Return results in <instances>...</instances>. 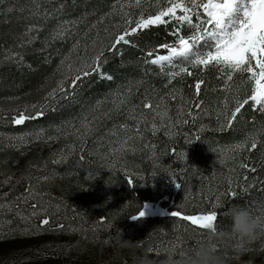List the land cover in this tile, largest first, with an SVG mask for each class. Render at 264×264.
I'll list each match as a JSON object with an SVG mask.
<instances>
[{
    "label": "trees",
    "instance_id": "obj_1",
    "mask_svg": "<svg viewBox=\"0 0 264 264\" xmlns=\"http://www.w3.org/2000/svg\"><path fill=\"white\" fill-rule=\"evenodd\" d=\"M113 3L0 4V264H131L134 252L148 249L156 259L162 248L188 249L208 238L205 229L171 216L172 211L200 215L215 204L216 225L224 231L230 226L225 212L233 204L264 220V112L249 100L231 127L221 129L225 116L217 113L224 111L226 93L217 68L189 67L191 76L169 83L165 73L178 68L165 66L162 73L159 65L146 62L167 54L157 46L176 40L175 21L139 31L118 51L106 50L99 71L70 87L78 56H94L122 30L121 17L107 15ZM62 22L63 38H53ZM189 32L186 26L181 30ZM93 40L100 43L93 47ZM62 80L65 91L50 96ZM199 80L204 83L197 97ZM234 81L241 85L237 99L251 95L254 82L244 85L239 75ZM227 96L230 115L236 100L232 93ZM200 102L202 107H195ZM165 108L171 121L156 115ZM41 109L43 115L37 116ZM21 113L36 118L17 125L13 121ZM141 114L146 119L138 123ZM85 122L92 129L86 136ZM153 123L158 131H152ZM253 138L256 149H251ZM245 141L244 150H231ZM242 163L248 167L241 168ZM144 205L156 213L131 219ZM120 232L136 247H121ZM215 243L237 255L236 238ZM243 247L246 251L231 264H264V235Z\"/></svg>",
    "mask_w": 264,
    "mask_h": 264
},
{
    "label": "snow or ice",
    "instance_id": "obj_2",
    "mask_svg": "<svg viewBox=\"0 0 264 264\" xmlns=\"http://www.w3.org/2000/svg\"><path fill=\"white\" fill-rule=\"evenodd\" d=\"M3 3L4 0H0V4ZM143 4L155 8V12L148 11V7H142ZM125 8L139 9V12L125 11ZM115 14H118L124 22L122 30L111 36L109 38L111 42L104 45L94 56L87 57V59L78 56L77 63L79 66L74 69L75 74L71 78L70 87L72 89L78 87V81L82 82L83 78L99 71L101 63L106 62L104 56L106 50L118 51V45L130 44L131 41L128 37L137 35L139 31L175 21L176 26L171 34L176 37V40L173 43H164L157 46V48L166 49L167 54L155 55L153 59L146 62L159 65L162 73L165 66L172 69L178 68V71L165 73L169 77V83L184 74L191 76L193 73L189 72V67L201 68L202 70L210 67L217 68L224 79V91L226 93L223 101L224 111L217 113L218 118L221 115L225 116V122L220 123L221 129L231 127L237 114L241 112V109L249 100L253 101L254 106H259V110L264 112V0H128L127 3H123L122 0H115V3L111 5V11L107 15ZM193 17H195L196 22L193 21ZM63 23L66 22H62L53 38H63L66 31L62 27ZM185 26L190 30L188 35L181 34V30ZM115 27L121 28L120 25ZM99 43L100 41L93 40L92 46L95 47ZM74 49H79V43L74 45ZM156 50L149 51L147 56L152 57ZM245 74H248L247 80L243 79ZM237 75L241 77L244 85L254 82L251 95L242 101L237 99L241 87L240 84L234 81V77ZM107 78L111 79V77ZM203 83V80H199L195 84L197 97ZM64 91V81L62 80L57 89H54L49 95L55 96L57 92ZM228 93H232L233 99L236 100V106L230 115H227ZM65 95L70 94L65 93ZM124 102L121 101V103ZM186 102L192 103V101ZM145 106L152 107L151 104ZM195 107L201 108L202 102L196 104ZM159 108V104L155 105V109ZM178 112L183 115V108L178 109ZM40 115H43L42 109L37 111V116ZM141 115L142 119L138 123H142L143 119H146L143 114ZM156 115H159L162 120L167 118L171 121L172 119L168 115L167 108L163 113L157 112ZM188 115L192 116L191 111L188 112ZM35 118L30 114L26 116L21 113L14 118L13 122L20 125L26 119ZM132 118L135 119V117ZM192 119H196V117L192 116ZM180 122L177 121V123ZM183 123H187V121H183ZM89 124L90 122L83 124L85 136L92 130ZM158 130L157 125L153 123L152 131ZM137 131L139 130L137 129ZM111 134L116 135L115 132H111ZM18 139L25 141L23 136L18 137ZM193 142L192 140L187 141L188 144ZM124 143L126 145L127 140ZM246 143V141L237 143L232 146L231 150L240 152L246 148ZM256 148L257 141L253 138L251 149ZM184 155L181 154L182 157ZM240 167L247 168L248 166L242 163ZM250 170L255 171V169ZM128 183L133 184L132 179H129ZM176 187L179 188L181 185L176 184ZM231 195L236 196V193H231ZM217 200H219V197H217ZM146 207L147 205H144L138 215H133L130 218L137 220L144 217ZM215 208L216 205L214 204L212 210L200 215L182 216L180 211H172L170 214L173 217H181L183 220L189 221L193 226L205 229L217 222L218 213ZM48 222L47 219L42 221L43 224Z\"/></svg>",
    "mask_w": 264,
    "mask_h": 264
},
{
    "label": "clouds",
    "instance_id": "obj_3",
    "mask_svg": "<svg viewBox=\"0 0 264 264\" xmlns=\"http://www.w3.org/2000/svg\"><path fill=\"white\" fill-rule=\"evenodd\" d=\"M218 206L223 207V201H220ZM225 215L230 220L228 231L220 229L216 224L209 226L205 228L208 238L198 241L192 248L179 250L174 247L162 248L160 256L156 259L151 258L150 250L145 249L138 254L133 253L131 264H231L234 258L239 259L240 254L246 251L244 244H250L264 235V220L254 215L248 207L240 204L228 207ZM220 237L237 239L235 257L218 248L215 240ZM118 243L125 248L136 247L133 241L122 239L121 232Z\"/></svg>",
    "mask_w": 264,
    "mask_h": 264
},
{
    "label": "rangeland",
    "instance_id": "obj_4",
    "mask_svg": "<svg viewBox=\"0 0 264 264\" xmlns=\"http://www.w3.org/2000/svg\"><path fill=\"white\" fill-rule=\"evenodd\" d=\"M128 1H126V2H123V3H127ZM142 7H147V4H143L142 5ZM128 10H130V9H128V8H125V11H128ZM137 176H138V178H139V180H141L142 179V175L141 174H136ZM2 207H0V209H1ZM157 211H159V210H157ZM145 212H146V214H153V213H156V208H154L152 205H148L146 208H145ZM13 262V261H12ZM1 263V262H0ZM15 263V262H14ZM15 264H29V262H27V260L26 261H23V263H19V262H16Z\"/></svg>",
    "mask_w": 264,
    "mask_h": 264
}]
</instances>
